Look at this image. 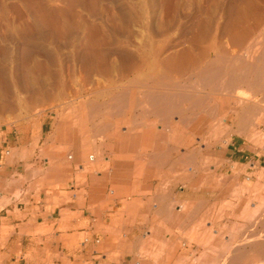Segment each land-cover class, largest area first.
<instances>
[{
  "label": "crops",
  "instance_id": "1",
  "mask_svg": "<svg viewBox=\"0 0 264 264\" xmlns=\"http://www.w3.org/2000/svg\"><path fill=\"white\" fill-rule=\"evenodd\" d=\"M255 105L244 112L241 104L223 119L229 138L210 155L216 163L205 186L193 173L198 150L177 153L180 144L164 138L202 136L206 120L175 119L168 129L159 120L112 135L109 148L79 130L66 160L51 151L30 160V142L0 141L4 248L33 250L40 258L60 249L83 264H149L136 260L142 234L161 233V264L170 258L174 264H264V214L257 209L264 201V148L250 139L264 134V107ZM176 182L184 184L177 193Z\"/></svg>",
  "mask_w": 264,
  "mask_h": 264
},
{
  "label": "rangeland",
  "instance_id": "2",
  "mask_svg": "<svg viewBox=\"0 0 264 264\" xmlns=\"http://www.w3.org/2000/svg\"><path fill=\"white\" fill-rule=\"evenodd\" d=\"M218 1L225 3V8L232 5L228 10L227 8L218 10L216 6ZM234 1L0 0V69L5 72V75L15 72L27 73L28 78H38L42 83L41 90L31 98L12 87L11 96H6L0 85V103L4 104L0 107V141L13 142L22 137L23 141L30 142L32 146V152L27 159H34L35 156L40 159L47 158L50 156L47 152L51 151L62 153L66 160V155L71 150L74 140L78 138L79 130L82 131V136L91 137L92 141L100 142L98 147L109 148L107 143L111 139V134L116 135L122 131L133 133L145 125H151L152 128L153 125L159 124L161 118L151 113L142 115L141 106L138 104H129L125 101H122L124 103L117 102V106L115 103L112 104L111 95L116 96L124 88L127 90L130 87V81L141 75L140 71L133 70V65L140 63L138 57L142 53L148 55L153 50L162 51L160 57H163L172 50L181 49L183 44L189 42L193 23L198 18L206 19L212 16L213 20L210 25L212 31H215L217 37L223 36V40H228L227 33L224 31L234 17ZM263 4L264 2L260 0V12H264ZM169 6L173 10L169 9ZM200 10L202 14L199 15ZM263 29L264 20L257 26L260 32L258 40L262 41L261 43H264ZM91 41L101 46L99 50H102L100 51L102 56H97V59L101 57V61L108 65V73H90V83L84 86L80 85L75 75H71L70 80H72L68 81V86L54 83L51 78L52 74L60 77V72L63 71L65 75L66 65L74 54L83 58L82 61L85 63L94 60L93 56L86 53L87 43ZM154 45L157 47L155 48ZM224 46L228 51L227 55L232 56L235 53L236 49H233L230 44L224 43ZM36 62H40L43 67L37 66ZM167 79V77L159 78L155 80V83L146 82L143 86L148 87L149 92L153 89L155 94L161 91L176 93L181 89L189 92L193 90L192 87H188L192 84L187 81L180 80L181 86L176 87L173 86L176 82L173 76L168 79L170 82H167ZM216 83L218 84L219 80L215 79L212 83L213 96L207 101L208 105L204 103V108L207 112L210 111L209 114L202 115V117L201 115L191 117V119L207 121L204 124L206 127L199 130L202 136L197 135L189 139L184 136L176 138L180 142L175 141L174 137L164 138L165 144H180L177 153L190 148L198 150V166L193 173L202 178L201 186H205V178L211 173V168L216 163L210 155L225 147L229 138L222 127L223 119L229 113L233 114L237 111L241 104L244 107L254 106L255 108L256 103L258 107H264L262 98L264 90L254 91L255 93L251 90L253 92L251 95L252 92L248 88L239 86L233 88L232 92L228 89L227 91H230L228 93ZM156 103L154 101L151 107L157 106ZM112 106L124 113H109ZM178 106L189 108L191 105L188 101H180ZM158 107H161V103ZM213 109L220 112L213 114ZM175 117L179 120L181 116L174 114L168 121L172 123ZM161 123L163 125V122ZM166 127L169 128L167 125ZM214 129H218L219 133ZM165 132L168 133V130ZM250 139L255 141L258 149L264 148V134L260 131L255 138ZM183 185L182 182H176L173 186L174 192H179ZM259 190L264 193V185ZM246 191H250V187ZM255 191L258 192V190ZM251 203L252 200L248 202V205ZM257 203L259 204L257 209L263 215L264 201ZM259 235L264 240V232H260ZM6 236V230L2 227L0 229V264H83L77 260H70L63 255L60 249H55L53 254L46 252V258L38 257L39 253L34 254L33 250L23 252L20 248L5 249ZM142 236H144L142 249H139V257L136 260L139 261L144 257L149 260V264H161V233H151L148 236L142 234ZM192 241L194 239L191 236L188 243L191 244ZM167 264H174L171 258ZM182 264H194V262L187 259Z\"/></svg>",
  "mask_w": 264,
  "mask_h": 264
},
{
  "label": "bare ground",
  "instance_id": "3",
  "mask_svg": "<svg viewBox=\"0 0 264 264\" xmlns=\"http://www.w3.org/2000/svg\"><path fill=\"white\" fill-rule=\"evenodd\" d=\"M261 1L264 2V0ZM175 3L177 2L175 1ZM224 4L225 3L218 1L216 3L218 10L219 9L226 10V8L228 10L232 5V4L228 5L225 8L224 6L226 4L225 5ZM260 6H261L260 0L234 1V9H235L234 17L232 18V20L230 19L231 20L230 25L229 24L228 26L226 25L227 28H225L224 26L225 28L224 33H227L226 34L227 37L226 35L224 37L228 38V40L226 41L223 40L224 38L222 35H221L222 37H217L215 35V31L214 32L212 31L210 25L213 19L211 16V18L207 17L206 19L198 18L193 23L192 36L189 42L183 44L181 49L172 50L163 57H160V53L162 51L157 52L151 50L152 52L150 54H148L149 52H147L148 55L144 53L142 54L140 53L141 56L138 57V59H140V63L139 64L134 63L133 70H135L136 72L140 71L141 75L138 76V78H133V79L130 78L132 80L130 81L129 84L130 87L127 86L129 87L127 90H124L125 88L123 89L124 91L121 89L122 91H120L118 94L116 93L117 94L116 96L111 95L112 97H110V95H108V97L111 98L110 99L111 103L112 104L115 103L116 105L118 104L117 102L121 103L122 101H125L128 102L129 104H138L141 106L140 110L142 115L148 113H151L152 115L154 114L157 117L161 118V122H163V125L161 123L162 126L164 125L169 126L171 122H169L168 120L172 118L174 114L181 116L180 120L187 122L190 121L191 117L193 116L201 115L202 117V115L209 114L210 111L207 112V109L204 108L205 105L204 103H207L208 105L207 101H209V99L212 98L213 96L211 89L213 88L212 83L215 79L217 81L219 80V83L218 84L216 83L217 85H219L218 87L222 89L224 88L226 89V91L228 89H230V91L234 90L235 87H239V86L241 87L244 86L246 89L248 88L250 91L253 90V92L264 90V43H261L262 41L259 42L258 35L260 32L257 30V26L260 25V23L262 24L264 20V15L262 14L264 12L263 11L260 12L261 9ZM168 8L170 9L171 7L169 6ZM171 9L173 10V8ZM173 13H175V11ZM200 14H202V10L199 11V15ZM217 15L219 16V14ZM219 17H221V15ZM217 27L218 26H216V28ZM222 32L223 31H221V33ZM138 43H140V41ZM224 43H227L228 45L230 44L233 47V49L234 48L236 49L235 53L232 56L231 55L229 56V54L227 55L228 51H226L225 48L226 45L224 46ZM87 44L88 47L86 48L88 50L86 53L93 56L94 60L92 59L90 60V62L85 63L82 61L83 58L78 57V54H74L73 57L70 59V62L66 65L65 75L63 74V71L60 72V77H58L57 74H52L53 76L51 78L54 83H57L60 86L67 85L68 81L72 80V79L70 80L71 75H75V77L79 79L78 81H80V85L84 86L90 80L89 79L90 73L92 72L94 73L101 72L106 74L108 73L109 71L108 65L101 61L102 59L101 57L97 59V56H102V53L100 52L102 50H99V47L101 46H98L99 44L94 41H91ZM139 45H141V43ZM143 45H145V43ZM233 51L231 53H233ZM36 65L40 67L42 66L40 62H36ZM111 68H115V67L111 66ZM144 71L147 72L144 73ZM171 76H173V78H175L176 81L174 82L175 84L173 86L180 87L181 86L180 80L182 81L184 80L187 81L189 84H192V86L188 85V87H192L193 90L189 92L185 89L179 88L181 90L176 93L161 91L159 94H155L153 89H152L153 92L152 91L149 92L147 90L148 87H145V85L143 86V84L146 82L155 83V80H158L159 78L164 79L165 77H167L169 79ZM168 79L167 82H170L168 81ZM159 81L158 83H160ZM172 81H174V79ZM41 84L42 83H40L38 78L35 77L28 78L27 73L15 72L12 74L5 75V72L0 69V85L4 89V94L6 96H11V87H12L31 98L34 94L38 93L41 90ZM151 85L156 87V85H153L152 83ZM182 87L185 86L182 85ZM230 91L227 92L230 93ZM253 92L251 93V95H253ZM15 94H17V92H15ZM252 98L250 99L252 100ZM262 98L264 99V93ZM154 101L155 103L156 102L161 103V107H158L159 103H156L158 104L157 106L154 105V107H151V104L153 105ZM180 101H188L191 106L189 108L186 107L181 108L178 106V102ZM3 106L4 104L0 103V107ZM113 106L111 107V109H109L108 107V109L110 110L108 111L109 113L110 112L111 114L124 113V112H119L120 110H117L116 108H114L115 106L114 107ZM243 109L244 112H249V111H253L255 108L254 106H245ZM215 110H217V108H215ZM215 110L214 109L212 110L213 114L217 112ZM235 114L238 115V112H235ZM187 122H183V123L187 124ZM164 158L165 157L161 156V159L164 160ZM262 222L263 225L264 220H262ZM263 242L264 240L261 239L259 244L261 247V252L262 249L264 250Z\"/></svg>",
  "mask_w": 264,
  "mask_h": 264
}]
</instances>
